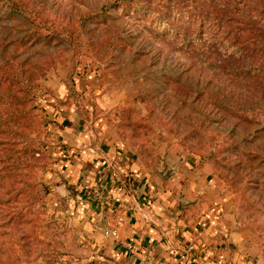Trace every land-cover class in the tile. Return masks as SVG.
<instances>
[{"label":"rangeland","instance_id":"rangeland-1","mask_svg":"<svg viewBox=\"0 0 264 264\" xmlns=\"http://www.w3.org/2000/svg\"><path fill=\"white\" fill-rule=\"evenodd\" d=\"M69 103L140 164L213 179L264 264V0H0V264L71 250Z\"/></svg>","mask_w":264,"mask_h":264},{"label":"crops","instance_id":"crops-1","mask_svg":"<svg viewBox=\"0 0 264 264\" xmlns=\"http://www.w3.org/2000/svg\"><path fill=\"white\" fill-rule=\"evenodd\" d=\"M56 114L61 144L49 153L50 170L76 200L75 238L61 264H263L223 213L226 197L213 179L186 162L165 166V175L140 164L108 125L103 137L82 128L73 103Z\"/></svg>","mask_w":264,"mask_h":264},{"label":"built area","instance_id":"built-area-1","mask_svg":"<svg viewBox=\"0 0 264 264\" xmlns=\"http://www.w3.org/2000/svg\"><path fill=\"white\" fill-rule=\"evenodd\" d=\"M84 188H85V189H90V186L87 184V185L84 186ZM83 203H84V202H83V200L81 199V200L79 201V204L82 205ZM106 234H111L112 236L117 237V232L114 231V230H108V231H106ZM191 248H192V247H188V248H187V251H191Z\"/></svg>","mask_w":264,"mask_h":264},{"label":"water","instance_id":"water-1","mask_svg":"<svg viewBox=\"0 0 264 264\" xmlns=\"http://www.w3.org/2000/svg\"><path fill=\"white\" fill-rule=\"evenodd\" d=\"M156 170H158V172H160V173L163 174V175H165L164 173H166V172H165V169L163 170L162 168H156ZM71 204H72V205L75 204V201H74L73 198L71 199Z\"/></svg>","mask_w":264,"mask_h":264}]
</instances>
